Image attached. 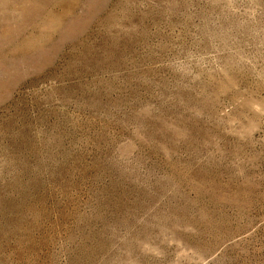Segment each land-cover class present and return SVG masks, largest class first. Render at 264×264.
Here are the masks:
<instances>
[{"label":"rangeland","instance_id":"1","mask_svg":"<svg viewBox=\"0 0 264 264\" xmlns=\"http://www.w3.org/2000/svg\"><path fill=\"white\" fill-rule=\"evenodd\" d=\"M0 264H264V0H0Z\"/></svg>","mask_w":264,"mask_h":264}]
</instances>
